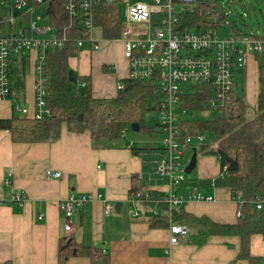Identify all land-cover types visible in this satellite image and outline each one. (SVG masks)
Here are the masks:
<instances>
[{"label": "crops", "instance_id": "1", "mask_svg": "<svg viewBox=\"0 0 264 264\" xmlns=\"http://www.w3.org/2000/svg\"><path fill=\"white\" fill-rule=\"evenodd\" d=\"M106 48L90 54L83 49L76 58L68 59V66L72 58L74 62L80 61L71 66L78 75L90 77L94 98L115 97L116 85L127 75L121 44L110 51ZM246 69L244 96L252 108L259 82L251 58ZM33 84L32 58L14 60L11 97L0 101V118L11 117L15 104L32 112ZM127 144L119 140L93 146L89 132H69L64 125L60 126L57 139L35 143H14L7 131L0 130V200L8 202L0 205V264L6 261L56 264L58 240L68 236L63 231L58 202L70 193L96 196L72 217L70 237L92 250L105 251L110 264H231L240 244L236 236H209L201 246L189 244L184 238L170 246L168 228H149V218L154 211H159L158 206H144L135 197H129L128 190L131 176L136 175L140 184L145 183L144 173L148 182L152 178L149 171L145 172L138 151L134 153ZM154 165L155 162L151 167L153 174ZM224 167L221 165L222 171ZM219 169L214 165L206 175L209 177H199L192 184L185 181L180 192L199 187L200 180L217 178L223 174H215ZM49 172H60L61 177L50 179ZM162 183L165 184H150L146 189L164 193L167 185L165 181ZM14 192L24 195L21 205L9 202ZM205 193L213 195L214 201H191L177 209L197 217L206 216L220 224L236 222L238 204L230 190L214 187L205 189ZM104 203L113 206L109 214L104 213ZM115 204H118L117 210H114ZM249 253L264 263V236L250 237ZM66 264H90V261L85 257L71 258ZM236 264L248 263L241 259Z\"/></svg>", "mask_w": 264, "mask_h": 264}, {"label": "built area", "instance_id": "2", "mask_svg": "<svg viewBox=\"0 0 264 264\" xmlns=\"http://www.w3.org/2000/svg\"><path fill=\"white\" fill-rule=\"evenodd\" d=\"M60 3L67 23L57 31L49 22L52 6ZM46 5L45 22L39 16L28 24L21 21L15 26L13 17L3 24L0 16V101L11 97L10 76L12 63L16 59L31 57L33 84V110L30 113L25 106L15 104L13 111L20 116L42 120L50 117L46 106L44 82L45 55L49 50H56L73 43L79 52L86 47L90 54L101 50L108 44H121V53L127 64V80L155 82L159 86L161 99L158 103V126L164 134L160 157L154 165V174L165 181L167 190L165 203L169 213V245L175 246L187 238L188 229L183 225L170 222L171 211L186 203L212 202L214 196L205 193V188L193 186L180 192V186L186 181V148L202 144L203 135L186 136L178 139L177 120L187 114L181 109V98L196 93L208 95L206 107L200 112L220 111L229 101L234 89L235 79L242 73L247 75V60L255 63L259 78L264 77V33L223 35L218 28L202 26L191 30L184 29L182 16L198 9L194 0H0V7H7L19 14H26L35 6ZM102 6H115L120 23V34L113 39L102 37L96 18L101 16L98 10ZM123 6V20H120ZM191 6L192 8L186 9ZM198 15H204L199 9ZM213 9L211 10V12ZM209 14V11L206 15ZM214 21V20H211ZM40 22V24H38ZM226 21L220 27L226 26ZM262 60L261 72L259 59ZM84 83H80L83 86ZM123 88L121 82L116 85L117 92ZM264 89V85L262 87ZM256 109V103L252 106ZM124 129L122 132H124ZM133 144L128 143L127 148ZM193 151V150H192ZM226 166L224 170H226ZM48 178L58 179L60 172H49ZM219 178L222 175L218 176ZM8 183V180H5ZM211 188H214L213 179ZM210 188V189H211ZM96 197V196H95ZM91 194L70 193L59 200L58 209L63 218V231L67 238L73 232L72 217L94 198ZM99 197V195H98ZM25 200L22 193L14 192L11 203L21 205ZM234 200L241 204L239 193ZM158 200L154 202L156 205ZM264 199L255 200L256 209L262 207ZM8 202L0 200V205ZM104 213L109 214L112 205L104 203ZM158 212L154 211L153 215ZM237 217L241 215L237 211ZM41 218V216H39ZM105 253V251H102Z\"/></svg>", "mask_w": 264, "mask_h": 264}, {"label": "trees", "instance_id": "3", "mask_svg": "<svg viewBox=\"0 0 264 264\" xmlns=\"http://www.w3.org/2000/svg\"><path fill=\"white\" fill-rule=\"evenodd\" d=\"M209 14L198 15V9L182 16L184 29L191 30L200 26L219 28L220 23L226 21L225 16L218 10L217 5L200 7ZM213 11L211 12V10ZM101 16L96 18L100 25L102 37L113 39L120 34V23L117 19L118 10L115 6H102L98 10ZM61 15L59 18L58 15ZM214 18V21H211ZM50 24L57 31L67 23V17L60 3L52 6L49 17ZM227 29L234 31L236 27L229 22ZM78 53L73 43L56 50H49L45 55L44 75L46 80V106L50 110V117L34 120L13 113L9 118H0V130L10 134L14 143H35L53 141L59 135L61 125L69 132H89L93 146L97 143H114L123 137L132 123L139 124V130L153 131V127L144 125V117L158 111L161 99L159 86L155 82H139L123 79V88L113 98H94L91 92L89 76H76L77 82L71 83L67 79L69 71L68 59ZM259 59L261 72L262 60ZM102 71L107 72L105 67ZM256 109L251 108L244 97V73L234 82V89L229 95V101L218 113L209 119H194L181 116L177 120L178 134L175 136L183 140L186 136H196L210 133L215 143L214 148L205 150L203 144L186 148L187 153L192 150L219 157L217 150H222L230 159L237 162L236 171L224 170L222 177L213 179L214 187H224L235 196L240 194L241 204L237 211L241 213L233 224H220L206 216H195L185 210L175 209L170 213L172 224L183 225L189 229L186 241L194 246L203 245L209 236H236L240 244L236 259L246 260L248 264H264L260 257L249 253V240L254 234L264 236V202L260 209H256L254 202L264 199V77L258 78ZM80 83H84L80 86ZM208 95L198 96L196 93L181 98V109L200 112L206 107ZM188 113V112H187ZM251 113V116L249 115ZM159 130V126L157 123ZM126 129L124 132H122ZM160 131V130H159ZM161 132V131H160ZM162 133V132H161ZM134 153L136 149L130 148ZM224 166L226 163L222 160ZM212 179L199 181V187L211 188ZM129 197H135L144 206L152 208L158 200L157 215L149 218V228H168L169 213L165 203V193L148 190L140 184L136 175L130 178ZM88 258L90 264H110L109 256L99 249L92 250L73 238L61 237L57 244L56 264H66L71 258ZM1 264H11L10 261Z\"/></svg>", "mask_w": 264, "mask_h": 264}, {"label": "rangeland", "instance_id": "4", "mask_svg": "<svg viewBox=\"0 0 264 264\" xmlns=\"http://www.w3.org/2000/svg\"><path fill=\"white\" fill-rule=\"evenodd\" d=\"M194 2L196 6H199V9H201L200 7H203L204 5H217L219 7L218 10L224 15H226V22H231L232 25L236 27L234 29L235 32L227 29V26L219 27L218 29L223 35H235L236 32H238L237 36H240V33L252 37L253 34L264 33V0H194ZM189 8L192 7H186V9ZM45 10L46 5H42L39 7L35 6L34 8L30 9L26 14H19L17 11L9 10L7 7L3 6L0 7V16L3 18V24H5V21H8L10 17H13L16 23L15 26L18 24L19 21H21L22 24L25 25L32 22L33 20H36L37 16H39L41 20L45 22L48 19L45 17ZM207 12L208 10L204 11V16H206ZM58 16L59 18H61L60 14ZM119 17L120 20H123V6H121ZM211 20H214V18H211ZM38 24H40V22H38ZM117 44L119 43L117 42ZM115 47V44H108L106 51H110L111 48L113 50L115 49ZM85 48L86 47L82 48L81 50ZM75 56L77 57L78 54H76ZM75 56L74 58H76ZM79 62L80 61L74 62L73 58L69 61V70H72L74 72V75L76 76L80 75H78V73L73 70V67L71 65L77 64ZM112 71L115 72L114 67H112ZM244 97L246 100V95ZM217 113L218 111L214 110L207 111L206 114H204V112H188L184 117H191L194 119H209L215 116ZM249 115L251 116V113H249ZM157 123L158 115L155 112L149 113L144 117V125L147 127H153V131L147 132L144 130H140L134 132L131 129H128L125 131L123 137L119 138V140L125 141L126 143H132L134 145V149H136V152L138 151V153L140 154L142 166L145 169V172L149 171V176H151L152 178V182H148V177H146V174L144 173L143 181H145V183L143 184L145 186H151L150 184L153 185L154 183H159L162 185L165 184L162 183L164 181L160 182L156 174L151 173V167L153 166L154 162L158 161L160 157L162 140L165 137L164 134L158 130ZM204 135V141L202 144L205 146V150L208 151L213 149L215 143L211 134L207 133ZM190 156V152L185 154L184 167L187 166L190 160ZM213 161L215 162V164L213 163ZM214 165H217L220 168L219 170H221L215 174H220L221 172L224 173V170L222 171L221 169V165H223V162L219 157L196 151V166L190 173L185 175L186 182L188 184H192L199 177H209L206 175L209 174L210 169L212 170ZM201 169L205 171H202Z\"/></svg>", "mask_w": 264, "mask_h": 264}, {"label": "water", "instance_id": "5", "mask_svg": "<svg viewBox=\"0 0 264 264\" xmlns=\"http://www.w3.org/2000/svg\"><path fill=\"white\" fill-rule=\"evenodd\" d=\"M67 79L71 82V83H76L77 80L75 78L74 72L72 70H69L67 72ZM130 129L134 132H137L139 130V124L138 123H132L130 125ZM217 154L219 156V158L221 160H223L226 163V169L229 172H233L236 171L237 169V162L235 160L230 159L222 150H217ZM196 166V151L195 149H193L192 154L190 156V160L187 164V166L185 167V173L188 174L190 173ZM118 204H115L114 206V210H117Z\"/></svg>", "mask_w": 264, "mask_h": 264}]
</instances>
